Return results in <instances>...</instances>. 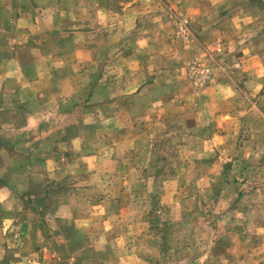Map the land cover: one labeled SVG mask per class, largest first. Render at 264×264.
Segmentation results:
<instances>
[{"label": "rangeland", "instance_id": "rangeland-1", "mask_svg": "<svg viewBox=\"0 0 264 264\" xmlns=\"http://www.w3.org/2000/svg\"><path fill=\"white\" fill-rule=\"evenodd\" d=\"M179 4L156 49L178 66L164 109L101 91L98 74L108 65L113 85L119 64L93 62L81 88L45 96L41 120L0 111V264H264L261 186L241 188L239 160L230 172L209 156L184 108L188 91L247 73L264 105V0ZM14 103L0 91V108Z\"/></svg>", "mask_w": 264, "mask_h": 264}, {"label": "crops", "instance_id": "crops-1", "mask_svg": "<svg viewBox=\"0 0 264 264\" xmlns=\"http://www.w3.org/2000/svg\"><path fill=\"white\" fill-rule=\"evenodd\" d=\"M181 1L0 0V91L17 102L0 111L15 117L25 109L23 118L41 120L48 108L45 96L67 94L68 83L81 88L79 77L93 75L89 67L93 62L102 63L100 68L106 62L119 64L113 85L106 80L108 65L98 74L101 91L113 92L115 100L117 94H128L136 103L143 97L146 110L155 104H163L164 109L166 103L158 100L166 94V86L176 79L178 66L170 68L174 57L165 49L161 53L156 49L167 45L168 9L170 5L180 6ZM125 46L131 50L124 51ZM254 77L250 73L242 75L243 84L237 74L232 82L214 78L203 89L188 91L189 100L184 102V108L190 113L188 117L193 114L196 140L212 144L209 156H224L230 161L228 165L232 161L230 172H234L233 166L239 160L238 173L241 171L244 177L235 182L246 189L261 186L264 200V105L260 101L261 87L250 85ZM155 86L161 88L157 102ZM176 89L181 95V87ZM106 95L104 108L111 103V97ZM33 99L37 100L36 106L28 102ZM55 106L56 103L47 111L51 113ZM119 107L113 105L112 109ZM60 112L66 115L67 110ZM77 123L78 120H70L68 125ZM206 129L208 133L204 134Z\"/></svg>", "mask_w": 264, "mask_h": 264}]
</instances>
